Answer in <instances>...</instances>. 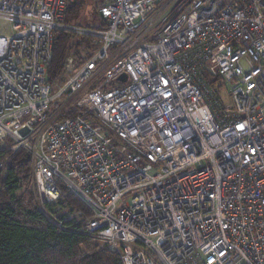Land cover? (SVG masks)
<instances>
[{"label": "built area", "instance_id": "2783aa9c", "mask_svg": "<svg viewBox=\"0 0 264 264\" xmlns=\"http://www.w3.org/2000/svg\"><path fill=\"white\" fill-rule=\"evenodd\" d=\"M72 1L0 0V175L27 153L41 209L73 195L122 264H264V0H103L106 27L66 23ZM57 30L92 44L53 93Z\"/></svg>", "mask_w": 264, "mask_h": 264}, {"label": "trees", "instance_id": "16d2710c", "mask_svg": "<svg viewBox=\"0 0 264 264\" xmlns=\"http://www.w3.org/2000/svg\"><path fill=\"white\" fill-rule=\"evenodd\" d=\"M98 7L103 0H94ZM81 2H69L65 22L78 15ZM100 20L95 27H106ZM92 39L66 30L54 32L52 60L47 68L50 83L62 76V63L66 56L83 59L90 55ZM213 90L208 97L219 115V91L223 84L219 78L207 77ZM223 107V106H222ZM69 112L68 115H72ZM11 154L0 151V159ZM31 160L22 150L15 152L5 176L0 175V264H122L120 257L92 234L81 230L90 211L73 195L66 193L54 204H47L44 212L37 204L32 188ZM19 192V193H18ZM60 205V209L56 206ZM66 213H65V212ZM79 212L72 220L66 215Z\"/></svg>", "mask_w": 264, "mask_h": 264}, {"label": "rangeland", "instance_id": "374dc122", "mask_svg": "<svg viewBox=\"0 0 264 264\" xmlns=\"http://www.w3.org/2000/svg\"><path fill=\"white\" fill-rule=\"evenodd\" d=\"M79 2H81V6L78 12V15L72 19H70V21L68 22L70 25H75V26H82V27H95L100 23V18L98 15V11H97V6L94 0H78ZM11 33V25L10 23L6 22V21H0V35H4V36H8ZM102 72H100L99 74H97L95 76V80H93L95 83H97L96 81L99 79V77L101 76ZM65 77L61 76L58 80L54 81L51 83L52 85V92L56 93V91L59 89V87L63 84V82L65 81ZM230 87L228 85L223 86V88H221V90L219 91V102L222 106H229L231 105V93H230ZM81 95L77 94L76 96H74L73 98H71V100H69L68 102H66L67 97L66 96H61L59 98V100H53L50 109H49V113L53 114V117L58 118L60 116L69 114V111L72 112V104L75 103L76 99ZM211 109H214L211 105ZM32 165V164H31ZM31 170H32V166H31ZM33 183H32V188H33V192L35 195V199L37 204L39 205V197L37 194V189L34 185V179H32ZM19 193V192H18ZM65 212V211H64ZM76 214V212H75ZM96 241H98L100 244H103L101 241L97 240L96 238H94Z\"/></svg>", "mask_w": 264, "mask_h": 264}, {"label": "water", "instance_id": "95a60500", "mask_svg": "<svg viewBox=\"0 0 264 264\" xmlns=\"http://www.w3.org/2000/svg\"><path fill=\"white\" fill-rule=\"evenodd\" d=\"M121 78L125 79V76H122ZM25 131H26L25 129L21 130L22 133H24Z\"/></svg>", "mask_w": 264, "mask_h": 264}]
</instances>
